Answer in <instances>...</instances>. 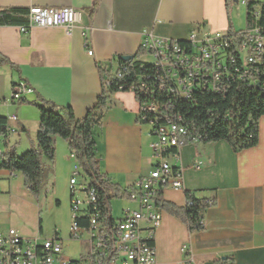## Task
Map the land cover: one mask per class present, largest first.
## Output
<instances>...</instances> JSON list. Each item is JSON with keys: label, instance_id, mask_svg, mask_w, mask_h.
<instances>
[{"label": "crops", "instance_id": "obj_1", "mask_svg": "<svg viewBox=\"0 0 264 264\" xmlns=\"http://www.w3.org/2000/svg\"><path fill=\"white\" fill-rule=\"evenodd\" d=\"M248 2L264 0H0V11L71 7L81 12L71 33L64 28L23 33L16 25H0V118L17 117L16 123L10 122L16 133L9 138L18 136L20 155L36 148L41 117L36 105L42 102L72 107L77 118H84L96 104L106 78L100 69L108 74L117 68L119 58H140L146 34L182 41L197 25L212 33L239 32L246 28ZM21 82L32 91L24 97L28 102H5ZM138 102L132 93L114 94L95 131L99 171L121 189L155 166L150 148L154 137L148 126L138 122ZM56 143L68 149L73 172L78 166L73 153L66 142ZM60 157L57 152L56 163ZM167 159L183 170L185 190L164 189L161 202L184 208L190 193L194 199L214 204L206 208L200 231H191L162 210L154 239L158 264L190 260L193 264H264V117L254 148L235 153L225 141L186 144L178 159ZM20 176L15 180L14 174L0 169V187L10 200L21 198L35 208ZM122 200L128 206L120 215L133 207Z\"/></svg>", "mask_w": 264, "mask_h": 264}, {"label": "built area", "instance_id": "obj_2", "mask_svg": "<svg viewBox=\"0 0 264 264\" xmlns=\"http://www.w3.org/2000/svg\"><path fill=\"white\" fill-rule=\"evenodd\" d=\"M16 10L23 11L13 13L26 21L18 26L23 33L34 28H64L71 33L81 17V12L71 7ZM259 15L257 11L254 16L258 19ZM140 53L141 57L136 60L143 63L149 61L146 57H151L155 68L141 71V74L117 84V93H132L137 101L138 93L147 89L155 91L153 100L144 101V112H138L139 124L148 126L154 137L150 148L155 166L148 175L121 189L123 199L133 207L124 209L118 219L112 215L103 216L98 206L97 186L77 166L69 180L70 240L81 244L79 258L65 256V242L58 235L53 238L26 237L10 228L0 231V264H158L154 239L162 222L160 195L167 188L185 190L183 170L176 168L174 171L167 157L178 159L184 145L202 143V135L185 124L174 103L177 100L190 101L199 91L225 96L234 82L259 84L264 75L261 68L264 26L234 33H212L197 25L182 41L149 33L142 41ZM88 54L92 55V51ZM129 72L128 67L117 66L106 74L103 84L110 88L111 79L123 80ZM31 92L21 82L13 87L10 100L5 102L20 101ZM10 122L16 123L17 117H9L8 135L16 133ZM8 140L0 135V160L8 152ZM2 143L6 145L5 150ZM99 178L102 182L108 181L101 172ZM206 204L211 207L214 203L207 200ZM186 206H193V202L187 199ZM200 224L204 227L203 220ZM182 251H187L185 246ZM185 264H193V261Z\"/></svg>", "mask_w": 264, "mask_h": 264}, {"label": "trees", "instance_id": "obj_3", "mask_svg": "<svg viewBox=\"0 0 264 264\" xmlns=\"http://www.w3.org/2000/svg\"><path fill=\"white\" fill-rule=\"evenodd\" d=\"M257 11L260 14L258 19L254 16ZM17 12L23 13L19 10L0 11V25L25 24V20L13 14ZM257 25L264 26V2H248L244 30ZM229 32L234 33L232 30ZM135 57L128 62L118 59L119 67L130 69L129 75L123 80L111 79L110 88L103 84L96 104L82 119L76 117L72 107H57L48 102L36 105L41 115L36 148H31L23 155L16 154L14 149L8 150L4 159L0 160V169L12 174H21L24 188L32 197L38 199L44 174L42 159L50 162L55 160L56 138H62L73 153L78 167L91 179L92 184L97 186L101 214L111 216L112 201L123 199L125 196L121 194L120 187L109 181H100L95 131L102 125L112 96L118 92L117 84L141 74V71H151V66L141 63ZM261 68L264 72V66ZM106 73V69H100L103 77ZM258 82L259 84L255 86L234 82L225 96L211 92H196L190 101L177 100L174 103L175 110L184 117L188 127L202 135V143L214 144L225 141L235 153L254 148L259 140V122L264 117V75ZM138 99L142 101L139 96ZM21 101L27 102L25 99ZM8 122L7 118H0V135L6 139L10 136L6 130ZM189 195L190 193H187V199L193 202V206L180 208L167 201H160L159 204L164 212L183 221L191 231H200L203 229L200 221L203 220L208 207L207 200H197Z\"/></svg>", "mask_w": 264, "mask_h": 264}, {"label": "rangeland", "instance_id": "obj_4", "mask_svg": "<svg viewBox=\"0 0 264 264\" xmlns=\"http://www.w3.org/2000/svg\"><path fill=\"white\" fill-rule=\"evenodd\" d=\"M146 58L151 61V57ZM25 136L27 137L26 134ZM57 140H59L60 144L65 142L59 137L56 138ZM18 142V136L9 138L8 147L9 149H14L20 155L23 151L18 148ZM1 147L4 150L6 149L4 143H2ZM57 152L62 157L56 163L55 155V160L53 161L55 167L47 159H42L44 167L42 190L38 199L31 196L34 204H37L35 208H32L21 198L10 200L7 192L3 187H0V231L15 228L23 236L27 237L41 235L43 238H53L58 235L65 242V256L77 259L79 258L82 246L79 242L70 240L72 213L70 209L69 180L72 174L73 162L67 159L66 154L69 153L68 149L64 150L62 146L58 148L56 143V154ZM14 175L16 176L15 180L21 178L19 173ZM126 206L128 205L124 200L114 199L112 201L113 216L115 218L120 217L121 210Z\"/></svg>", "mask_w": 264, "mask_h": 264}, {"label": "bare ground", "instance_id": "obj_5", "mask_svg": "<svg viewBox=\"0 0 264 264\" xmlns=\"http://www.w3.org/2000/svg\"><path fill=\"white\" fill-rule=\"evenodd\" d=\"M144 64L151 66L152 69L155 68V61H144ZM263 66H264V62L262 64V67ZM138 96L140 97V99H142V101H140L138 99L139 105H140V111L139 112H144V101L153 100L155 98V91H154V89H147V91H145V92L138 93ZM138 119H139V114H138ZM8 121H9V119H8Z\"/></svg>", "mask_w": 264, "mask_h": 264}, {"label": "water", "instance_id": "obj_6", "mask_svg": "<svg viewBox=\"0 0 264 264\" xmlns=\"http://www.w3.org/2000/svg\"><path fill=\"white\" fill-rule=\"evenodd\" d=\"M134 59V57L133 56H124V57H121V60H123V61H131V60H133Z\"/></svg>", "mask_w": 264, "mask_h": 264}]
</instances>
